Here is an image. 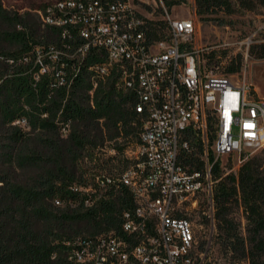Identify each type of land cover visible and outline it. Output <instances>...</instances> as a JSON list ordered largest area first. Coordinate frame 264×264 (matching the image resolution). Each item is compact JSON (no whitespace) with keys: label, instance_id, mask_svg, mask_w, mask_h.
<instances>
[{"label":"trees","instance_id":"obj_1","mask_svg":"<svg viewBox=\"0 0 264 264\" xmlns=\"http://www.w3.org/2000/svg\"><path fill=\"white\" fill-rule=\"evenodd\" d=\"M55 1L19 11L0 0V264H73L68 259L73 243L118 231L122 211L132 205L126 187L101 192L95 178L121 175L129 166L125 145L139 143L147 117L135 109V89L118 87L116 74L103 72L104 64L94 63L95 57L52 60L45 55L64 48L60 29L44 21L47 6ZM165 2L170 7L181 0ZM194 4L199 19L221 23L225 20L212 15L264 9V0ZM52 17L60 19V11L52 10ZM161 28L151 33L156 36ZM254 50L264 57V43ZM40 61L47 72L41 73ZM239 69L240 63L232 62L225 72ZM104 148L116 152L104 157ZM263 153L248 156L236 174L225 173L219 161L212 168L214 238L230 264H264ZM200 204L206 211V198L189 207ZM238 209L245 219L243 231L234 218ZM202 218L209 226L210 217Z\"/></svg>","mask_w":264,"mask_h":264},{"label":"built area","instance_id":"obj_2","mask_svg":"<svg viewBox=\"0 0 264 264\" xmlns=\"http://www.w3.org/2000/svg\"><path fill=\"white\" fill-rule=\"evenodd\" d=\"M138 2L150 16L131 0H57L47 6L44 21L60 29L64 48L45 55L95 57L94 63L116 74L118 87L142 92L139 114L147 117L129 166L121 175L95 178L101 192L129 191L132 205L122 211L119 230L77 239L68 259L73 264H226L209 258L208 243L201 247L192 221L177 213L186 214L184 204L206 198L204 214L213 227V165L219 161L223 170L221 159L231 155L241 165L264 146V97L238 72L207 67L191 45V15L171 17L163 0ZM156 9L160 18L152 17ZM52 10L60 11V19H53ZM156 26L162 28L154 36ZM106 55H114V63H107ZM40 64L41 73L49 70ZM57 75L63 82L62 73Z\"/></svg>","mask_w":264,"mask_h":264},{"label":"rangeland","instance_id":"obj_3","mask_svg":"<svg viewBox=\"0 0 264 264\" xmlns=\"http://www.w3.org/2000/svg\"><path fill=\"white\" fill-rule=\"evenodd\" d=\"M52 1L55 0H2L6 7L18 9L19 11L42 9L46 3ZM131 1L138 6L140 11L150 16V9L140 6L138 0ZM163 1L171 17L186 18L190 15L193 17L195 33L191 45L199 50L206 65L212 61L216 62L219 64L216 70L219 73H226L225 68L229 64L232 62L235 64L240 63V69L237 71L239 77L245 76L256 88L259 95L264 97V57H258L256 51H252L254 47L264 43V9L258 8L253 11L237 10L230 15L223 13L212 15L219 18L218 20H225L224 23H221L217 20L199 19L198 15L195 14L194 0H181V3L171 5L170 7L166 4L165 0ZM160 16L158 9L152 14L154 18H160ZM248 40L251 42H249L248 51L246 52ZM210 59L211 61H209ZM135 148L136 144L129 142L125 145L124 155L130 158ZM263 149L264 146L253 151L251 155L262 154ZM103 150L105 152L104 157L114 155L116 152L112 148H104ZM221 162L225 173H236L240 166L237 165V156L235 155L223 157ZM182 209H184L187 217L192 221L197 240L199 242L203 241L204 244L208 243L209 258L212 261L227 264V258L220 251L219 245L214 238L215 224L212 227L211 224L206 226L203 223L202 216L205 215V211H203L204 204H200L196 208L187 207L184 204ZM234 218L240 222L242 229L245 225V219L241 209L235 210Z\"/></svg>","mask_w":264,"mask_h":264},{"label":"bare ground","instance_id":"obj_4","mask_svg":"<svg viewBox=\"0 0 264 264\" xmlns=\"http://www.w3.org/2000/svg\"><path fill=\"white\" fill-rule=\"evenodd\" d=\"M107 57V63H114V55H106ZM107 70V66H105V69H103V72H105ZM136 91V95L137 98L139 100L138 105L136 106V111L139 112V110H141L142 105H144V95L142 94V92H139L138 89H135ZM135 94V93H134ZM147 125V122L145 123L144 126Z\"/></svg>","mask_w":264,"mask_h":264},{"label":"snow or ice","instance_id":"obj_5","mask_svg":"<svg viewBox=\"0 0 264 264\" xmlns=\"http://www.w3.org/2000/svg\"><path fill=\"white\" fill-rule=\"evenodd\" d=\"M249 127H251V125H249Z\"/></svg>","mask_w":264,"mask_h":264},{"label":"crops","instance_id":"obj_6","mask_svg":"<svg viewBox=\"0 0 264 264\" xmlns=\"http://www.w3.org/2000/svg\"><path fill=\"white\" fill-rule=\"evenodd\" d=\"M261 96V95H260Z\"/></svg>","mask_w":264,"mask_h":264}]
</instances>
